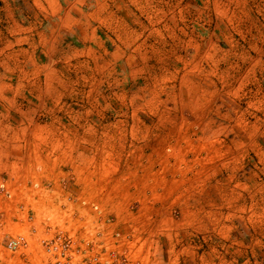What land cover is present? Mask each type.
I'll list each match as a JSON object with an SVG mask.
<instances>
[{
    "label": "rangeland",
    "instance_id": "obj_1",
    "mask_svg": "<svg viewBox=\"0 0 264 264\" xmlns=\"http://www.w3.org/2000/svg\"><path fill=\"white\" fill-rule=\"evenodd\" d=\"M9 17L48 42L0 103L2 258L102 225L144 264H264V0H0V40Z\"/></svg>",
    "mask_w": 264,
    "mask_h": 264
},
{
    "label": "crops",
    "instance_id": "obj_2",
    "mask_svg": "<svg viewBox=\"0 0 264 264\" xmlns=\"http://www.w3.org/2000/svg\"><path fill=\"white\" fill-rule=\"evenodd\" d=\"M6 21L9 24V26H7L5 30L1 28L2 36L0 40V46H4V45L5 47L9 46L8 48L10 49L8 52H4L5 49L1 50L0 48V103L1 100H5L11 105L15 106L18 104L16 102L18 96H23L24 98L27 96V93L29 94L36 92L37 89L40 88L42 85V82H39L42 77L39 75L42 73L45 74L47 68L43 67L42 64H38L37 49L40 46H46L48 42V38L46 35L43 34L41 35L40 39L37 40V32L29 31L31 28L25 25L26 23L25 19H17L14 17L12 18L9 17L7 18ZM62 23L63 24L65 23V25L68 26L67 28H69L70 30L72 29L71 18H68L67 21H64L63 19ZM48 74L49 73L46 74V81H48ZM14 77H16V80H13ZM50 84L51 83L49 82L45 88L48 89L50 87ZM10 113H11L10 111L2 113L3 119H8L10 117ZM8 131L7 129H4L2 132H0L2 139L3 136H7V134H9ZM0 163H2V161ZM9 163L10 160L8 158V162L6 163L3 162L2 165L7 164V168H10ZM2 165H0V168ZM0 176H1V172H0ZM14 179L17 180L19 178H17L16 176ZM27 182L28 181L19 182V183L25 184ZM4 195L9 196L8 199L5 198L6 201L11 199L10 198L11 193L9 191H5V189H4L3 197ZM8 210L9 209H7L6 212ZM211 216H213V219L211 218V223L213 221V226H214L213 230H216L217 229L216 211L211 210ZM15 223H18V221ZM229 248L231 249H228L227 246L226 256L224 260L225 264H233L232 247L229 246ZM4 253H6L7 255L4 258H2L0 252V264L37 263V246L35 245L29 246L28 249L24 250V252H21L20 255L19 252L17 254L15 253V255H12V253H10L9 250H5ZM201 256H200L201 261L199 264L217 263L216 260L217 255L213 250L205 251ZM170 259L171 258H169V260ZM147 264H149V262Z\"/></svg>",
    "mask_w": 264,
    "mask_h": 264
},
{
    "label": "built area",
    "instance_id": "obj_3",
    "mask_svg": "<svg viewBox=\"0 0 264 264\" xmlns=\"http://www.w3.org/2000/svg\"><path fill=\"white\" fill-rule=\"evenodd\" d=\"M93 228L98 232L83 234L84 229L73 228L53 230L41 240L45 264H143L118 248L120 241L113 238L118 237L119 232L110 233L108 227L102 225ZM28 244L26 237L19 235L11 238L7 246L16 251Z\"/></svg>",
    "mask_w": 264,
    "mask_h": 264
},
{
    "label": "bare ground",
    "instance_id": "obj_4",
    "mask_svg": "<svg viewBox=\"0 0 264 264\" xmlns=\"http://www.w3.org/2000/svg\"><path fill=\"white\" fill-rule=\"evenodd\" d=\"M194 95V94H193ZM193 95H191V97H193Z\"/></svg>",
    "mask_w": 264,
    "mask_h": 264
}]
</instances>
